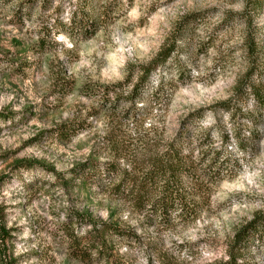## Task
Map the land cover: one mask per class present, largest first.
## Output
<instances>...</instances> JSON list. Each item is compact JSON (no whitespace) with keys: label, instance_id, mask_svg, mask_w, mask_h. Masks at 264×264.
I'll return each instance as SVG.
<instances>
[{"label":"rangeland","instance_id":"obj_1","mask_svg":"<svg viewBox=\"0 0 264 264\" xmlns=\"http://www.w3.org/2000/svg\"><path fill=\"white\" fill-rule=\"evenodd\" d=\"M25 7L0 0V207L10 229L8 259L227 264L232 250L242 264H264V107L250 90L264 94V0ZM90 12L95 22L86 33L70 29L71 19L78 25ZM173 44L142 79L141 68ZM175 149L183 161L175 206L163 218L152 205L162 194L148 177ZM20 159L55 171L13 170ZM85 163L92 165L84 171ZM79 214L118 226H109L102 254L86 247L89 227ZM255 217L256 227L235 242ZM69 234L77 238L74 250Z\"/></svg>","mask_w":264,"mask_h":264},{"label":"trees","instance_id":"obj_2","mask_svg":"<svg viewBox=\"0 0 264 264\" xmlns=\"http://www.w3.org/2000/svg\"><path fill=\"white\" fill-rule=\"evenodd\" d=\"M21 4H26L25 9H29L31 7V4L36 3L39 5V8L46 7V5H51L52 0H19ZM76 11H72V14L74 15ZM90 12V19L84 15L81 17V20L79 21V24L76 25L74 23V20L71 19L70 23H72V28L76 30H81L83 33H86L88 27L93 26V13ZM90 22H89V21ZM84 21L88 26H83ZM76 25V26H75ZM70 30V32H71ZM95 31L94 28L91 29V34ZM67 35H71L69 33H66ZM73 40V39H72ZM39 43V42H38ZM175 49V44L167 48L166 50L162 49L160 53L154 58L150 63L147 65H144L143 68H141V75L142 79L146 80L148 76L164 61L167 57L171 55V53ZM253 49H256L255 44L253 42ZM160 60V61H158ZM251 93L253 98L257 101V104L259 106L264 107V94L261 93L260 90L254 89L252 86L250 88ZM0 118H5L2 113H0ZM58 131V136H60L62 139H65L67 130L65 131V128H60L57 130ZM228 135L227 133H223L222 135V142H228ZM217 154H215L216 156ZM182 159L179 158L177 150H173L172 154L168 155L165 159L164 162H162L160 165L154 164V168L156 171L152 172L153 175H150L148 177V180L151 183H146L142 187L143 190H148V185H151L154 189L161 192L162 196H160V199L157 200L155 203H152V205L155 208H158L159 214L163 216V218H166L168 215L169 209L175 206V199L176 197L172 195L173 193V187L177 183V176L176 173H178L179 170H181L182 166ZM92 164L85 163L82 164L85 169H87L89 166ZM34 167H40L44 170L54 172V168H49L46 166L44 163L38 161V160H27V159H20L16 160L13 165L12 169L17 170V169H31ZM216 175L218 176V172H215ZM4 177L0 176V184L3 181ZM148 184V185H147ZM134 185V184H133ZM134 187V186H133ZM136 196L134 197L136 199V203L138 204H143V200L141 199L139 192L135 194ZM182 203V202H181ZM157 210V209H155ZM2 214L3 210L0 207V264H13L11 259H8L6 256V251H7V241L10 237V229L6 228L5 225L2 222ZM80 218H84L83 220L86 222L88 228V237L85 238L86 241V247L92 251L93 249H98L99 254H102V247L105 244V238L104 235L107 233L109 226L114 227L115 229H118L117 225H111L107 224L105 222H101L100 220L95 219L92 215L90 214H79ZM70 223L72 219L69 220ZM257 225V218L255 217L252 221H250L244 228L243 230H239L238 232L235 233V242L242 244L243 241L245 240L247 234L249 231L254 229ZM110 227V228H111ZM69 241H70V248L72 247L74 250V246L77 245V238L73 234H69ZM97 247H96V246ZM87 248L85 251L82 253H87L86 252ZM229 259L227 261V264H242L241 262H238L240 257L239 254L233 253L232 250L228 251Z\"/></svg>","mask_w":264,"mask_h":264},{"label":"clouds","instance_id":"obj_3","mask_svg":"<svg viewBox=\"0 0 264 264\" xmlns=\"http://www.w3.org/2000/svg\"><path fill=\"white\" fill-rule=\"evenodd\" d=\"M58 3H59V0H53V6L54 7ZM69 47H72V45H69ZM122 71H125V70H122ZM133 83H135V81ZM130 91H131V86H129L128 89L124 92V95H127L128 92H130ZM24 251L26 252L27 249H25ZM17 257L18 258H22L21 264H32V260L29 257H27V256H22L21 253H17Z\"/></svg>","mask_w":264,"mask_h":264}]
</instances>
